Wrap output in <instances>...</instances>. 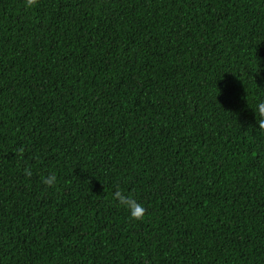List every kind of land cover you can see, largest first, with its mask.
<instances>
[{
	"label": "trees",
	"instance_id": "16d2710c",
	"mask_svg": "<svg viewBox=\"0 0 264 264\" xmlns=\"http://www.w3.org/2000/svg\"><path fill=\"white\" fill-rule=\"evenodd\" d=\"M25 4L0 0V264H264V0Z\"/></svg>",
	"mask_w": 264,
	"mask_h": 264
},
{
	"label": "clouds",
	"instance_id": "9594fccd",
	"mask_svg": "<svg viewBox=\"0 0 264 264\" xmlns=\"http://www.w3.org/2000/svg\"><path fill=\"white\" fill-rule=\"evenodd\" d=\"M36 4H37V0H26L25 6L27 8H32ZM257 113L260 117V119L256 121L257 127L261 131H264V101H261L257 105ZM22 153H23V149H20L17 154L22 155ZM24 174L25 176L30 177L32 174L31 169L26 167L24 169ZM41 180L46 187H53L57 182V176L55 173H51L47 176L42 177ZM112 199L128 212L129 218L131 220L133 221L143 220L146 209L141 203L138 202V200L135 198L134 195H132L131 193H125L123 190L117 187L112 194Z\"/></svg>",
	"mask_w": 264,
	"mask_h": 264
}]
</instances>
